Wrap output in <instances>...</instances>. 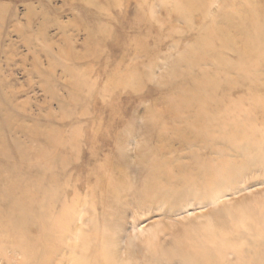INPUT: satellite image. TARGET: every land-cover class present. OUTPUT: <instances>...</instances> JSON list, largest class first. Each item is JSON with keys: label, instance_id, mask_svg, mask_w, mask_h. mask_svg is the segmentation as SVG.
Here are the masks:
<instances>
[{"label": "rangeland", "instance_id": "rangeland-1", "mask_svg": "<svg viewBox=\"0 0 264 264\" xmlns=\"http://www.w3.org/2000/svg\"><path fill=\"white\" fill-rule=\"evenodd\" d=\"M0 264H264V0H0Z\"/></svg>", "mask_w": 264, "mask_h": 264}, {"label": "bare ground", "instance_id": "bare-ground-1", "mask_svg": "<svg viewBox=\"0 0 264 264\" xmlns=\"http://www.w3.org/2000/svg\"><path fill=\"white\" fill-rule=\"evenodd\" d=\"M149 165V170H151L150 175H148V177L144 178L147 179L145 182L144 180L142 181V183H146L145 184V192L144 193H140L139 196L140 198H145L146 200H150L153 201L154 199H157L159 197L163 198L164 195L166 194H170V192H172V190L174 189L173 184L174 182L177 181V183H181L182 185H186L187 183H191L192 181L189 180H181L179 179H174L175 176H172V174L168 173L165 176V179L160 178V174L163 172L164 168L162 165L164 164H150ZM218 170V169H217ZM212 171H210L208 174H206L201 180H200V185L205 187L211 183H213V181L215 182L216 175H212L210 174ZM194 186V185H193Z\"/></svg>", "mask_w": 264, "mask_h": 264}]
</instances>
